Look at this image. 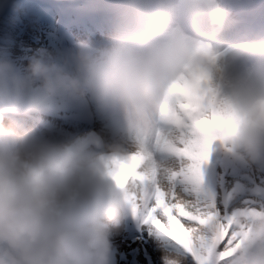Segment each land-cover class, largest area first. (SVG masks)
<instances>
[{
	"label": "clouds",
	"instance_id": "9594fccd",
	"mask_svg": "<svg viewBox=\"0 0 264 264\" xmlns=\"http://www.w3.org/2000/svg\"><path fill=\"white\" fill-rule=\"evenodd\" d=\"M205 14L207 33L197 30ZM223 18L221 0H122L106 37L40 51L19 77L11 61H0V80L21 92L87 98L119 112L125 127L124 139L95 153L38 142L0 118V264H117L115 238L137 217L134 188L112 178V160L148 151L160 138L164 109L177 108L174 86L202 47L217 54L212 87L234 115L217 147L235 164L264 172V39L227 50L233 59L241 48L252 56L230 75L227 53L209 42ZM235 222L244 227L223 259L264 264V210ZM153 239L160 264H187Z\"/></svg>",
	"mask_w": 264,
	"mask_h": 264
},
{
	"label": "snow or ice",
	"instance_id": "6c2138e0",
	"mask_svg": "<svg viewBox=\"0 0 264 264\" xmlns=\"http://www.w3.org/2000/svg\"><path fill=\"white\" fill-rule=\"evenodd\" d=\"M216 59L211 49L200 48L174 86L177 108L164 109L168 123L161 125L160 138L148 151L112 160V178L134 188L132 207L140 224L129 237L134 250L157 237L166 249L185 255L187 264H228L223 257L244 227L236 217L264 210V172L237 171L214 160L234 119L212 87ZM133 161L138 163L126 172ZM209 166L215 169L214 187L206 179ZM161 212L166 224L158 219Z\"/></svg>",
	"mask_w": 264,
	"mask_h": 264
},
{
	"label": "rangeland",
	"instance_id": "374dc122",
	"mask_svg": "<svg viewBox=\"0 0 264 264\" xmlns=\"http://www.w3.org/2000/svg\"><path fill=\"white\" fill-rule=\"evenodd\" d=\"M9 2V3H8ZM48 0H0V61L8 60L15 66V75L23 76L28 59L40 51L56 52L61 50L60 36L58 32L57 15L50 12L47 18L40 19L43 11H50L46 8ZM245 2L234 0H223L226 10L238 13L246 12L245 19H239L246 30H251L252 35L242 42L226 45V56L223 60L234 61L229 69V74L237 71L242 72L248 65L241 67L236 63L244 58L245 53L251 52L248 49H239L235 58L227 50L236 46L251 44L256 39L264 38V30L254 29L259 24L257 12L249 8L246 11ZM259 7L264 6V0H252ZM6 3L9 4L7 11ZM122 4V0H82L81 8L77 15L73 16L69 28L79 42L98 40L106 37L111 30H107L106 23L111 16H116ZM87 6L86 10H81ZM7 7V6H6ZM243 18V17H241ZM105 25H103V24ZM201 23L203 28L198 31L207 32L208 17L205 14ZM240 26V25H239ZM111 28V25L109 24ZM76 44V43H75ZM75 44L69 46L73 47ZM240 68V69H239ZM52 96L34 87L27 94L18 90L11 79L0 80V103L9 111L0 115L4 123H14L18 128L35 140L41 143L60 146H77L85 151L101 153L106 151L105 145L125 138V127L120 113L111 108H101L87 98L65 97L57 100L56 106H47V101ZM17 113L10 116V113ZM2 114V113H0ZM90 131L99 133L104 141L100 149L89 145L88 135ZM214 160L226 163L234 170L240 171L246 167L239 166L226 157L216 148ZM206 179L209 185L215 186V169L209 166L206 172ZM162 224L167 223V218L161 212L158 216ZM184 222V218H179ZM140 224L138 220H130L122 233L115 238V246L129 240L133 233H138ZM146 235V233H145ZM227 239V237H226ZM160 253L153 238L149 239L143 250H134V246L128 249H120L116 253L117 264H156Z\"/></svg>",
	"mask_w": 264,
	"mask_h": 264
},
{
	"label": "bare ground",
	"instance_id": "6f19581e",
	"mask_svg": "<svg viewBox=\"0 0 264 264\" xmlns=\"http://www.w3.org/2000/svg\"><path fill=\"white\" fill-rule=\"evenodd\" d=\"M222 2H223V0H221ZM49 3H51V2H48V5H49ZM222 6V8L224 9L225 8V4H222L221 5ZM46 8H47V5H46ZM114 20H115V17H110V21H108L107 23H106V25H107V30H111V28H112V26H113V23H114ZM103 24V23H102ZM109 24L111 25V28L109 27ZM103 25H105V24H103ZM198 27L199 28H203V24L202 23H200L199 25H198ZM226 56V55H225ZM239 64H240V68H241V66H244V65H246L247 64V61H245V60H243L242 62H238ZM239 68V69H240ZM237 72H239V71H237ZM236 72V73H237ZM235 74V73H234ZM65 97H67L66 95H60V96H52L51 97V99H49L48 101H47V106H50V105H53V106H56V104H57V100H59V99H64ZM119 112H117V114H118ZM91 135H93V133L91 134ZM102 147H103V143H102ZM141 167H142V164L140 165ZM127 170V168L125 169V171ZM119 247H120V249H128V248H130V247H132V246H130L129 245V240H127V241H124V242H121V243H119V244H116V246H115V251H116V253L119 251Z\"/></svg>",
	"mask_w": 264,
	"mask_h": 264
}]
</instances>
